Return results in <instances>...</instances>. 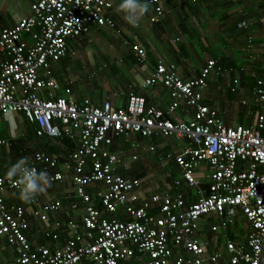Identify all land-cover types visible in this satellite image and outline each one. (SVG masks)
Returning <instances> with one entry per match:
<instances>
[{
    "label": "built area",
    "instance_id": "1",
    "mask_svg": "<svg viewBox=\"0 0 264 264\" xmlns=\"http://www.w3.org/2000/svg\"><path fill=\"white\" fill-rule=\"evenodd\" d=\"M115 2L35 0L26 16L0 30V114L20 113L34 125L36 137L75 140L61 164L34 153L29 165L46 170L52 183H61L63 171L69 172L75 200L68 210L80 212L79 224L72 218L53 222L54 229L67 231L63 244L54 249L31 246L24 210L6 204L2 197L19 187L0 174V238L12 252V264H264V114H257L251 126L227 127L202 104L201 92L215 68L214 60H207L198 76L187 81L176 76L173 65L155 64L142 86L158 83L167 91L170 103L165 110L146 105L135 95L127 97L124 107H113L108 99L99 105L88 99L75 101L55 94V82L42 78L49 65L64 56L66 40L86 34L91 26L114 29L104 12ZM148 2V22L156 23L161 0ZM132 50L138 59L144 58L141 48ZM260 71L264 74V64ZM250 95L264 106L261 79L254 80ZM180 103L192 114L171 118ZM154 134L185 142L172 159L181 183L197 195L188 205L179 192L140 198L136 193L140 181L115 173L120 159L110 150L113 140ZM6 144L0 138V146ZM201 164L207 168L204 195L193 176ZM60 208V202L53 201L32 212L46 226V240L57 239L47 228L48 215ZM225 208H236L248 230L241 242L223 237L220 248L207 254L198 220L214 215L218 224L211 225L209 232L222 234L228 222ZM118 213L128 220L118 219Z\"/></svg>",
    "mask_w": 264,
    "mask_h": 264
},
{
    "label": "crops",
    "instance_id": "2",
    "mask_svg": "<svg viewBox=\"0 0 264 264\" xmlns=\"http://www.w3.org/2000/svg\"><path fill=\"white\" fill-rule=\"evenodd\" d=\"M34 1L0 0V30L11 28L19 18L26 16ZM120 3L121 0H116L104 12L112 21L113 30L91 26L86 34L66 40L64 56L42 73L43 79H51L57 85L55 94L75 101L88 99L93 105L108 99L113 107H124L127 97L135 95L141 96L146 105L165 110L170 103L167 91L158 83L142 86L155 64L173 65L176 76L187 81L198 76L207 60H214L215 68L201 92L202 104L215 111L227 127L251 126L257 114H264V106L254 103L250 95L256 78L261 79L264 87V74L260 71L264 64V0H161L162 13L158 21L148 22L150 8L136 27L124 21L118 11ZM134 46L143 50V59L134 55ZM179 106L171 118L183 119L192 114L181 103ZM34 131V125L27 123L20 113L0 114V138L7 143L0 146L1 175H6L18 159H30L34 153L50 156L61 164L76 144L70 139L66 142L48 136L36 137ZM184 145L183 140L173 137L154 134L143 139L127 135L114 139L110 150L120 159L115 168L118 174L140 181L136 190L138 197L171 196L179 192L188 205L197 195L194 189L181 183L172 159ZM206 175L207 168L203 164L193 172L203 195ZM68 177L69 172L63 171L61 183H51V187L30 203L18 198L19 191L2 194L6 204L19 205L24 210L28 222L25 234L31 246L45 245L54 249L64 240L60 234L55 241L43 238L46 226L34 218L32 212L45 203L59 201L61 204L56 213L48 215L49 230H56L52 225L54 221L64 223L68 218L79 224L80 212L68 210L75 200ZM175 180H180L178 186L173 185ZM235 215L240 217L239 225L233 220ZM223 217L228 222L222 234L209 232L211 225L218 224L214 215L198 220L207 254L219 249L224 238L241 242L248 230L236 208L223 213ZM211 236L216 245H208ZM12 256L4 239L0 238V264H12Z\"/></svg>",
    "mask_w": 264,
    "mask_h": 264
},
{
    "label": "clouds",
    "instance_id": "3",
    "mask_svg": "<svg viewBox=\"0 0 264 264\" xmlns=\"http://www.w3.org/2000/svg\"><path fill=\"white\" fill-rule=\"evenodd\" d=\"M148 0H121L118 11L129 25L136 27L144 15L150 10ZM6 178L13 181L19 187V199L24 203H30L51 187L52 177L46 170H37L30 167L29 158L22 157L12 164L7 172Z\"/></svg>",
    "mask_w": 264,
    "mask_h": 264
},
{
    "label": "trees",
    "instance_id": "4",
    "mask_svg": "<svg viewBox=\"0 0 264 264\" xmlns=\"http://www.w3.org/2000/svg\"><path fill=\"white\" fill-rule=\"evenodd\" d=\"M98 27V26H97ZM58 139V138H57ZM61 140H63V141H69V139H67V138H61ZM115 173L116 174H118V171L116 170L115 171ZM119 175V174H118ZM120 176V175H119ZM116 217L118 218V219H121V220H124V221H126V220H128V218L126 217V216H124V215H119V213L116 215ZM57 236H58V234H60L61 236H63V239L64 240H62V242L64 243V241L67 239V231L65 230V229H62V228H58V229H56V230H54L53 231ZM62 243V244H63Z\"/></svg>",
    "mask_w": 264,
    "mask_h": 264
},
{
    "label": "rangeland",
    "instance_id": "5",
    "mask_svg": "<svg viewBox=\"0 0 264 264\" xmlns=\"http://www.w3.org/2000/svg\"><path fill=\"white\" fill-rule=\"evenodd\" d=\"M154 179L157 180V178H154ZM239 219H240L239 215H235L234 218H233V220H235V222H236L238 225H239ZM240 234H241V233H240ZM210 238H211V240L209 239V241H208V245H210V246L216 245V243H215V241H214V237L211 236ZM215 240H216V239H215Z\"/></svg>",
    "mask_w": 264,
    "mask_h": 264
},
{
    "label": "water",
    "instance_id": "6",
    "mask_svg": "<svg viewBox=\"0 0 264 264\" xmlns=\"http://www.w3.org/2000/svg\"><path fill=\"white\" fill-rule=\"evenodd\" d=\"M231 210H232V209H230V208H225V209H224V213L231 212Z\"/></svg>",
    "mask_w": 264,
    "mask_h": 264
}]
</instances>
